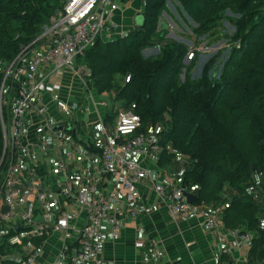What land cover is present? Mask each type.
<instances>
[{
  "label": "trees",
  "instance_id": "1",
  "mask_svg": "<svg viewBox=\"0 0 264 264\" xmlns=\"http://www.w3.org/2000/svg\"><path fill=\"white\" fill-rule=\"evenodd\" d=\"M66 1L0 0V161L5 152L2 121L10 118L11 99L18 86L11 75L4 82L6 71L24 46L41 45L57 10L62 12ZM142 1L144 28L136 26L114 39H99L80 58L88 71L86 82L94 84L99 93L115 92L123 108L136 104L140 131L156 133L160 165H175L177 156L185 157L182 186L192 191L199 188L197 204L213 208L226 205L222 211L226 227H241L253 235L247 264H261L264 0ZM169 1L184 21L193 20L195 26L188 27L198 38L213 36L223 22L235 28L232 34H225L231 51L218 77L210 70L222 48L211 55L200 78L191 72L197 57L184 64L190 48L168 36L163 12L174 17ZM158 44L157 55H144L146 48ZM117 114L109 112L107 120ZM5 171L6 162L0 167V183ZM46 237L31 239L39 243ZM20 248L7 242L0 245L3 252ZM8 264L22 261L11 259Z\"/></svg>",
  "mask_w": 264,
  "mask_h": 264
},
{
  "label": "crops",
  "instance_id": "2",
  "mask_svg": "<svg viewBox=\"0 0 264 264\" xmlns=\"http://www.w3.org/2000/svg\"><path fill=\"white\" fill-rule=\"evenodd\" d=\"M139 10L141 3L135 0L114 13L119 34L125 35L126 31L136 27L134 13ZM44 36L41 46L55 39L49 31ZM83 67L79 64L76 72L65 71L62 75L51 73L49 66L40 68L38 72L39 78L51 73L46 79L48 85L58 84L59 88L42 93L40 105L47 107L45 113L38 110L28 112L23 151L26 162L35 163L39 168L37 175L40 187L48 194L44 204L37 203V215L43 217L47 212L54 215L52 220L44 222L42 219L49 228L46 239L36 243L31 238L38 236L30 235L22 244H17L21 246L19 251H0V264H8L11 259L22 261V264H53L54 260L63 257V235L53 230V224L62 209L75 213L71 222L77 228L85 224L86 208L77 205L71 194L82 190L90 181L83 176L86 171H92L107 190L117 188V180L102 171L100 152L116 124L117 115H110L107 120V114L123 107L116 100L115 92H107L110 94V99H107L94 84L89 86L85 78L88 71ZM58 100L72 107L69 116L58 107ZM110 100L115 103H110ZM63 122L74 125L75 135L66 128L59 129ZM43 143H46L45 147ZM132 157L150 171L153 179H163L167 190L164 195H160L154 190L151 181L143 180L137 185L134 201L127 202L122 198L118 211L120 231L106 242L104 264H152L146 248L137 247L139 242L145 243L150 239L157 240L164 251L159 264H247L251 245H241L232 229L226 227L222 218L226 205L216 208L206 205L210 211L219 213L220 224L214 231L204 228L200 216L188 215L178 219L171 216L166 201L167 193L172 187L182 186L183 163L187 161L185 157L177 156L175 165L165 167L159 161L137 154ZM25 168L24 163L17 171L20 186L28 182ZM118 189L123 196L124 188L120 181ZM192 190L186 188L188 192ZM4 209L6 206L1 199L0 210ZM261 218L264 220V213ZM30 255L35 256L34 260L25 262ZM261 264H264V260Z\"/></svg>",
  "mask_w": 264,
  "mask_h": 264
},
{
  "label": "built area",
  "instance_id": "3",
  "mask_svg": "<svg viewBox=\"0 0 264 264\" xmlns=\"http://www.w3.org/2000/svg\"><path fill=\"white\" fill-rule=\"evenodd\" d=\"M121 1L123 0H67L63 11L58 13L52 26L46 31L51 32L54 41L35 48H30L31 45L24 46L8 68L10 70L7 77L11 75L18 86L11 99L10 118L2 121L6 171L0 184V200H3L6 209L0 210V245L5 242L11 245L22 244L30 235L43 236L49 233L44 222L54 214L44 213V222L36 220L37 203L44 204L48 194L40 187L37 165L25 160V119L32 110L40 113L47 111L45 105H40L42 93L59 88L58 84L48 85L46 79L49 74L76 72V60L84 57L87 49L97 40H106V33L108 36L122 35L117 32L119 25L114 19V13L121 8ZM152 48L160 51L161 46L158 44ZM152 48H146L143 52L148 53ZM194 57L195 52L189 51L184 64L188 65ZM44 66H49L51 73L39 78L38 72ZM57 105L66 116L73 110L63 100H58ZM67 124L62 123L63 129ZM140 127L141 117L136 112L135 103L118 111L113 133L107 136L100 152L102 171L117 180V188L107 190L101 186L92 171L84 173V178L90 181L82 190L71 194V197L77 205L86 208V222L77 228L71 222L75 213L67 209L58 212L53 230L63 235V257L54 260L53 264H104L106 242L110 236L117 235L120 231L118 211L122 198L127 202L134 201L137 185L143 180L151 181L158 194L166 193L167 185L163 179H153L150 171L132 157L137 154L155 162L160 160L161 148L156 133L140 131ZM42 146L45 147L46 143ZM24 163L28 182L27 185L20 186L17 171ZM119 181L123 184V196L118 189ZM185 191V187L176 186L167 193V206L173 219L188 215L200 216L203 218L204 228L214 231L220 224L219 213L210 211L204 204L190 203ZM262 222L264 227V220ZM19 226L23 230L18 231ZM232 231L241 245H251L253 235L250 232L241 227ZM75 234L78 236L75 237ZM137 247L146 248L152 264H159L164 256L163 249L155 239L139 242ZM34 258V255H30L25 262L31 263Z\"/></svg>",
  "mask_w": 264,
  "mask_h": 264
},
{
  "label": "rangeland",
  "instance_id": "4",
  "mask_svg": "<svg viewBox=\"0 0 264 264\" xmlns=\"http://www.w3.org/2000/svg\"><path fill=\"white\" fill-rule=\"evenodd\" d=\"M134 1L135 0H130L128 2L127 1L126 2L121 1L120 5H121V7H123V6L127 7V5H130ZM139 1L141 3V10L136 11V13H134L135 16L139 12H142V9H143V1L142 0H139ZM168 6H169L170 10L172 11V13L174 14V17H172L170 14L163 12L164 20L168 23V31H169L168 36H169V38H174L177 41L184 42L190 48V51H194L196 53L195 57H197L196 58L197 63H196V66L191 70V72L193 73V75L195 77H199V78L201 77V74L204 71L203 68L205 67L206 62L209 60L211 55L216 53L220 48H222L224 50L219 55L215 64H213V67L210 70V72H212V76L218 77L220 75V70H221L222 64L231 51L229 37L226 36L225 34L226 33L232 34L233 31H235V28L233 26H231L229 23L223 22L224 26L219 27L213 36H205V37L202 36V37L198 38L195 35V33L193 32V30L188 27L189 25L195 26V23L193 22V20H190L186 16L188 18V20L184 21V19L182 17H180L178 15V13L176 12V9L174 8L175 4L172 1L168 2ZM128 31H126V32H128ZM104 37L106 38V40H110V39H114V38L118 37V35L108 36V34L106 33ZM158 53H159L158 49L152 48V50L148 51V53H144V55L145 56L146 55H157ZM81 58H83V57H81ZM79 64L86 67L84 65L83 59L79 58L76 60V65L78 66ZM85 78H86V76H85ZM101 95L107 99H110V94L107 92L102 93ZM112 101L113 100H110V103ZM117 104H119V102H117ZM3 157H4V160H3V163H4V162H6V159H5V156H3ZM52 219H53V217H51L50 220H52Z\"/></svg>",
  "mask_w": 264,
  "mask_h": 264
},
{
  "label": "water",
  "instance_id": "5",
  "mask_svg": "<svg viewBox=\"0 0 264 264\" xmlns=\"http://www.w3.org/2000/svg\"><path fill=\"white\" fill-rule=\"evenodd\" d=\"M57 13H59V10H57ZM134 23H135L136 26H138V27H140V28H144V26H145V14H144V12H139V13L135 16ZM9 70H10V69H8V70L6 71L5 78H4V82H5L6 78H7V74H8V72H9ZM63 128H64V125H60V126H59V129L62 130ZM68 129H69V130L73 129V130H74L73 133H74V134L76 133V129L73 128V125H72V124H69V125H68ZM3 160H4V157H2V159H1V161H0V167L2 166ZM199 193H200L199 188L195 189V190L192 191V192L185 191V194H186V196H187V198H188V201H189L190 203H195V202L197 201L198 196H199ZM42 219H43V218H42V216H41L40 214L37 215L36 220H37L38 222H42ZM22 229H23L22 227H18L17 230L20 231V230H22Z\"/></svg>",
  "mask_w": 264,
  "mask_h": 264
}]
</instances>
